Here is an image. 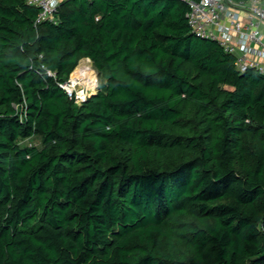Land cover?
<instances>
[{
	"label": "trees",
	"instance_id": "16d2710c",
	"mask_svg": "<svg viewBox=\"0 0 264 264\" xmlns=\"http://www.w3.org/2000/svg\"><path fill=\"white\" fill-rule=\"evenodd\" d=\"M38 12L0 0V264H264V76L182 0Z\"/></svg>",
	"mask_w": 264,
	"mask_h": 264
},
{
	"label": "built area",
	"instance_id": "2783aa9c",
	"mask_svg": "<svg viewBox=\"0 0 264 264\" xmlns=\"http://www.w3.org/2000/svg\"><path fill=\"white\" fill-rule=\"evenodd\" d=\"M39 9L36 22L54 20L61 0H26ZM188 5L187 23L198 37L217 41L234 57V66L244 72L255 69L264 76V0H182ZM82 75L77 79H86ZM77 103L87 95L82 88L73 94L72 78L60 84Z\"/></svg>",
	"mask_w": 264,
	"mask_h": 264
},
{
	"label": "rangeland",
	"instance_id": "374dc122",
	"mask_svg": "<svg viewBox=\"0 0 264 264\" xmlns=\"http://www.w3.org/2000/svg\"><path fill=\"white\" fill-rule=\"evenodd\" d=\"M77 66H87L90 68L89 75H92L93 82L89 83V78L86 79H77L72 78L73 72ZM76 67L72 70L68 77V81L72 78L74 81V88H73V94L76 92H80V90L83 88L87 95H93L98 90H101L103 88L104 84V77L101 75L97 69L92 65V62L87 58H82L77 63ZM94 83V85H93ZM18 143L22 146H36L38 148L42 147V137L41 135H34L28 138L20 139Z\"/></svg>",
	"mask_w": 264,
	"mask_h": 264
},
{
	"label": "bare ground",
	"instance_id": "6f19581e",
	"mask_svg": "<svg viewBox=\"0 0 264 264\" xmlns=\"http://www.w3.org/2000/svg\"><path fill=\"white\" fill-rule=\"evenodd\" d=\"M89 70L90 68L87 67V66H77L73 72V75H72V78H77L78 76H86L87 78H89V83L93 82V79H92V75H89ZM91 71V70H90ZM74 82V81H73ZM94 85V83H93Z\"/></svg>",
	"mask_w": 264,
	"mask_h": 264
},
{
	"label": "crops",
	"instance_id": "0c3cea01",
	"mask_svg": "<svg viewBox=\"0 0 264 264\" xmlns=\"http://www.w3.org/2000/svg\"><path fill=\"white\" fill-rule=\"evenodd\" d=\"M88 59V58H87Z\"/></svg>",
	"mask_w": 264,
	"mask_h": 264
}]
</instances>
